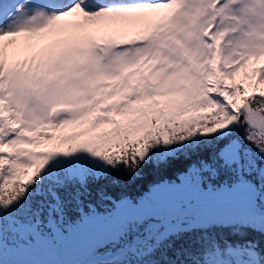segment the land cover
I'll use <instances>...</instances> for the list:
<instances>
[{
    "label": "snow or ice",
    "instance_id": "obj_1",
    "mask_svg": "<svg viewBox=\"0 0 264 264\" xmlns=\"http://www.w3.org/2000/svg\"><path fill=\"white\" fill-rule=\"evenodd\" d=\"M185 234L168 264H264V0H0V264H155Z\"/></svg>",
    "mask_w": 264,
    "mask_h": 264
},
{
    "label": "trees",
    "instance_id": "obj_2",
    "mask_svg": "<svg viewBox=\"0 0 264 264\" xmlns=\"http://www.w3.org/2000/svg\"><path fill=\"white\" fill-rule=\"evenodd\" d=\"M201 159L211 162L208 153L194 154L191 158L186 159L180 157L179 159L170 160L167 164H162L159 167L154 164L146 165L141 176L133 180H128L123 175L102 178L100 180H90L86 189L80 188L79 190L84 193L82 199L85 205L93 204L97 207L98 211H103L105 206L111 205V201L102 199L101 194L105 197H111L112 199H118L121 196L138 198L146 193L152 184L162 180H175L177 176L185 172L190 165ZM204 175L207 176L208 174L205 173ZM225 178L226 177L221 175L217 180H213L212 182L219 183ZM77 188H79V186H77ZM77 188L70 189V191L74 194ZM71 215L75 216L76 213L73 212ZM146 223H148V221ZM131 238L132 237H129V239ZM257 238L264 241V238L258 235ZM193 239L194 237L190 234H185L181 239L173 238L165 242L164 245H161L150 256L144 259L154 261L155 264H168V261L177 259V251L188 246ZM101 251H105V249H101Z\"/></svg>",
    "mask_w": 264,
    "mask_h": 264
},
{
    "label": "rangeland",
    "instance_id": "obj_3",
    "mask_svg": "<svg viewBox=\"0 0 264 264\" xmlns=\"http://www.w3.org/2000/svg\"><path fill=\"white\" fill-rule=\"evenodd\" d=\"M142 196V195H141ZM141 196H139L138 198H131V197H128L129 199H131V200H133V201H136V200H138ZM151 222H154V221H149V223H151Z\"/></svg>",
    "mask_w": 264,
    "mask_h": 264
}]
</instances>
